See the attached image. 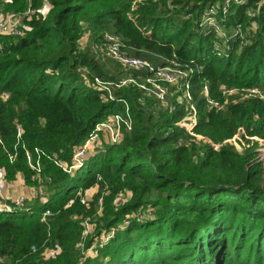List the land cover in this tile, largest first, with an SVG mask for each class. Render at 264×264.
Wrapping results in <instances>:
<instances>
[{"label":"trees","instance_id":"16d2710c","mask_svg":"<svg viewBox=\"0 0 264 264\" xmlns=\"http://www.w3.org/2000/svg\"><path fill=\"white\" fill-rule=\"evenodd\" d=\"M223 1L49 0L47 11L24 18L21 35L0 34V165L6 178L22 172L34 184L25 151L34 160L38 148L51 177L46 197L0 211V264H264V144L246 136L264 140V99L240 91L215 109L201 93L206 81L215 98H224L221 83L264 94V0L230 2L218 51L199 21ZM43 2L0 0L10 11ZM85 26L90 42L115 33L128 53L154 64L175 54L200 65L191 77L192 127L182 124L186 109L175 96L164 104L127 83L105 98L95 76L144 71L102 62L90 42L79 48ZM125 103L132 127L119 142L104 143L73 175L54 164L50 154L70 161L95 123ZM239 127L241 149L227 141ZM121 193L126 199L116 203ZM89 216L95 228L84 237ZM50 247L55 253L45 256Z\"/></svg>","mask_w":264,"mask_h":264},{"label":"built area","instance_id":"2783aa9c","mask_svg":"<svg viewBox=\"0 0 264 264\" xmlns=\"http://www.w3.org/2000/svg\"><path fill=\"white\" fill-rule=\"evenodd\" d=\"M27 1L30 2V0ZM231 1L232 0H224L222 3H214L209 5L202 12L199 21V24L203 28L209 32H213L216 36L214 47L218 49V51L221 50L219 49L220 44L222 42H226L227 39L226 34L223 31V21L227 16L228 7ZM43 9L44 3H42L39 7H32L30 4H28L24 10L10 11L5 16L0 17V34L12 36L21 35L24 31L21 20H24L25 17H30L37 11H45V9ZM236 30L238 31L239 28H236ZM89 42V29L83 30V34H81L78 39V47L82 49L87 46ZM90 47L95 58L99 60L105 57H110L124 69H137L144 71V75L139 74L136 77L129 75L112 81L102 80L100 77L95 76L93 85L94 87L105 92V98H113V89L116 87H121L127 83L136 84L146 94L152 95L164 104L168 102L169 96H175V100L178 103L184 104L186 109V114L181 120L182 124H184L188 129L192 127L196 120V107L193 94L191 92V77L201 68L200 65L183 61L175 54L165 58L163 63L154 64L142 56L128 53L125 50L124 45L118 35L108 31L104 33L102 40L90 42ZM220 89L224 97L223 99L211 96L209 92V84L206 81L203 82L201 93L205 97L206 106L208 108H223L227 102V97L240 91L244 92V95H258L264 99V94L257 87L239 88L221 83ZM3 95H6V93ZM131 127L132 117L130 114V109L127 103H125V108L123 111L109 113L106 117L95 123L94 127L89 131L83 141L73 148L70 161H66L58 157L56 153L50 154V159L54 162V164L61 167L64 171L70 172V168L72 166L75 167L76 165H79L85 158L84 155L88 151L99 149L102 145L103 139H105L108 143H117L122 139L124 130H129ZM16 128L17 136H19L21 134L22 127L17 124ZM240 132L245 133L242 127H239L238 132L234 135H238ZM246 136L252 139H258L262 144H264V140L258 136ZM35 151L37 155L36 159L34 160H32V157L27 150L25 151V155L26 160L34 169V177L38 182L36 184L34 196H40L41 198H44L49 191L48 188V190H46V187L47 182L51 180V177L50 175L42 174L43 165L40 158L41 155L44 154V151L39 150L38 148H35ZM9 157L10 160H12L15 157V153H10ZM4 182L5 170L0 165V211H13L15 209V205L22 206L25 204L26 201L23 195L19 196L15 202L10 203L5 200L6 196L4 195ZM86 189L83 191V198L85 197L84 194ZM103 189H106V185H104ZM122 194L123 193H121V195ZM125 199L126 194L124 193V196H120V198L116 200V203H121ZM98 201L99 204H101V195L99 196ZM66 204H69V202ZM42 213V218H44L50 213V210L45 209ZM92 226L93 225L88 218L83 220L84 232H88ZM106 238L107 236L105 233H102L99 236V240H106ZM50 248L54 250V252L56 251L55 248ZM32 249H34L33 246ZM50 254L51 253L45 254V256Z\"/></svg>","mask_w":264,"mask_h":264},{"label":"rangeland","instance_id":"374dc122","mask_svg":"<svg viewBox=\"0 0 264 264\" xmlns=\"http://www.w3.org/2000/svg\"><path fill=\"white\" fill-rule=\"evenodd\" d=\"M3 2H4V0H2ZM233 1V0H232ZM44 9H45V11H47V9L50 7V2H49V0H45L44 2ZM3 6V4L2 3H0V17H3V16H5L7 13H9L10 12V10H7V9H5V8H3L2 7ZM43 9V10H44ZM226 18V17H225ZM21 24H22V26H23V28L24 29H26L27 27H28V25H27V23L25 22V20H21ZM236 28H238V27H236ZM83 30H88V28L87 27H85V28H83ZM83 30H82V32H81V34H83ZM249 33V31L248 30H246V32H244V34H248ZM81 36V35H80ZM216 37V36H215ZM225 42H222L221 44H220V47H219V49H221L222 51L224 50L223 48V46L225 45L224 44ZM223 47V48H222ZM220 50V51H221ZM102 62H108V63H114V64H116V61L114 60V59H112V58H110V57H105V58H103V59H100ZM109 113H107V115H108ZM106 115V114H105ZM197 137L198 138H200L201 136L200 135H197ZM104 138V137H103ZM227 141H229V142H231L232 144H234V146L237 148V149H241L242 147H245V146H247V143H246V141H245V139L243 138V136H242V133L240 132L238 135H234V136H232L231 138H229ZM104 143H108L105 139H103V142H102V145H101V147L99 148V149H101L102 147H103V145H104ZM214 144V143H213ZM214 146H218V144H214ZM96 151H98V149L97 150H94V151H88L84 156H85V158L81 161V163L79 164V165H76L75 167H71L70 168V172H68V173H70V174H74L76 171H77V169H79V168H81V167H83L84 165H85V163H86V161H87V159H88V157H89V155L90 154H93L94 152H96ZM14 159V158H13ZM5 189L7 190V191H9V192H12L13 194H10L9 192H5V189H4V195L6 196V201L7 202H15L16 201V199H18V197L19 196H21V195H23L24 197H25V201L26 202H29V203H31V202H34L35 201V199H36V197L34 196V193H35V189H36V184L38 183L36 180H35V183L34 184H29V183H27V180L25 179V177H24V175H23V173L22 172H17L16 173V175H15V177L13 178V179H8V178H6L5 177ZM96 190H97V186H95V185H93V186H90V187H88V189H86L85 190V197L84 198H86V199H89V198H91L92 197V195L96 192ZM7 195H6V194ZM126 194V193H125ZM120 196H124V193L121 195H118V197H116L115 198V202H116V200L117 199H119L120 198ZM99 198V197H98ZM1 202V201H0ZM42 215H43V213H42ZM89 220H90V222L92 223V228L88 231V232H84V237H86V236H88L89 234H91L92 233V231L94 230V228H95V226H94V221H92V220H95V218H93L92 219V217H87ZM49 253H51L50 255H52V253L54 254L55 252H54V250H52L51 248H47L46 249V251H45V254H49ZM47 256H49V255H47Z\"/></svg>","mask_w":264,"mask_h":264},{"label":"crops","instance_id":"0c3cea01","mask_svg":"<svg viewBox=\"0 0 264 264\" xmlns=\"http://www.w3.org/2000/svg\"><path fill=\"white\" fill-rule=\"evenodd\" d=\"M7 190L5 189V192H6ZM7 192H9V191H7ZM10 194H13L12 192H9ZM6 194V193H5ZM7 195V194H6Z\"/></svg>","mask_w":264,"mask_h":264}]
</instances>
